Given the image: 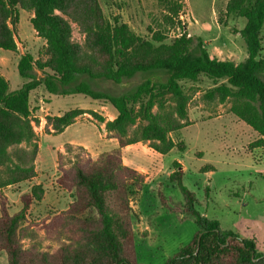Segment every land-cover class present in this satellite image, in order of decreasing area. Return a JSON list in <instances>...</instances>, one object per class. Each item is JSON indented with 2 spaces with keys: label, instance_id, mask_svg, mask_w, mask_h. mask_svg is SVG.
Masks as SVG:
<instances>
[{
  "label": "trees",
  "instance_id": "1",
  "mask_svg": "<svg viewBox=\"0 0 264 264\" xmlns=\"http://www.w3.org/2000/svg\"><path fill=\"white\" fill-rule=\"evenodd\" d=\"M18 10L32 13L29 22L45 42L47 59L20 55L17 71L25 82L15 92H7L8 83L0 75V251L6 254V264H142L134 248L129 202L141 195L144 176L122 164L121 150L143 143L166 155L180 148L170 136L188 125L190 97L181 82H197L200 77L219 82L203 100L221 104L229 100L230 113L258 136L252 148L264 147V0L228 1L226 12L245 20L238 34L246 58L237 64L209 57L201 41L194 49L193 39L185 34L168 44L158 37L152 39L158 45L142 40L117 19L109 23L98 0H0L1 50H17ZM72 24L84 36L82 44L72 41ZM35 69L51 74L38 79ZM136 74L143 80L119 95L96 91L86 81L76 83L84 77L119 85ZM40 85L51 95L80 94L105 101L116 112L107 121L81 109L45 117V131L57 135L89 114L104 124L107 137L118 146L95 158L77 155L67 169L58 165L55 184L73 191L74 199L66 210L38 224L46 239L65 242L51 260H41L36 251L21 246L28 231L27 212L33 202L42 200V187L32 185L21 195V209L14 214H9L1 193L36 177L38 144L33 127L38 121L31 117L29 96ZM71 149L66 145L65 152ZM172 167L167 180L183 202L172 203L160 195V203L179 222L191 220L196 232L164 264H264V252L256 251L253 240L222 230L218 221L198 212L194 193L182 182L181 166L173 162Z\"/></svg>",
  "mask_w": 264,
  "mask_h": 264
},
{
  "label": "rangeland",
  "instance_id": "2",
  "mask_svg": "<svg viewBox=\"0 0 264 264\" xmlns=\"http://www.w3.org/2000/svg\"><path fill=\"white\" fill-rule=\"evenodd\" d=\"M98 1L109 23L113 24L117 19L137 37L154 45H158L152 41L154 37L162 38L163 43L168 44L185 34L193 39L194 49H198L201 41L202 49L211 58L234 64L246 58V48L238 34L245 20L226 12L229 0ZM31 16L30 12L18 10L16 52L0 49V75L8 83V93L19 90L25 82L17 71L20 55L29 54L41 62L47 59L45 42L32 29ZM71 26L72 41L82 44L84 36L74 24ZM34 72L38 79L44 73L51 74L48 69H35ZM142 80L143 75L136 74L119 85L88 81L84 77L76 83L86 81L96 91L119 95L133 90ZM218 83L205 77H200L197 82H181L190 97L188 125L170 136L180 148H174L166 155L153 152L143 143L121 150L122 164L144 176L141 195L129 202L133 210L134 248L142 264H164L196 232L191 220L179 222L160 203V195L172 203L183 202L177 188L167 180L173 170V162L181 166L182 182L194 193L196 209L201 215L218 221L222 230L253 240L256 251L264 252V147L252 148L258 136L230 113L229 100L222 104L203 100L204 93ZM48 94L40 85L29 96L31 117L38 121L33 127L39 147L35 161L36 178L1 190L7 199L9 214H14L21 209V195L28 193L32 185L42 187L43 198L30 206L24 224L28 231L21 239L22 249L36 251L41 260H51L54 252L65 242L46 239L38 224L66 210L74 199L73 191H63L55 184L59 175L58 165L67 169L77 155L95 158L118 148L117 142L107 137L104 124L89 114L78 117L61 134L46 132V116H60L69 110L81 109L94 111L107 121L114 112L105 101L80 94ZM66 145L72 146L68 153L65 152ZM0 264H6L4 251H0Z\"/></svg>",
  "mask_w": 264,
  "mask_h": 264
},
{
  "label": "crops",
  "instance_id": "3",
  "mask_svg": "<svg viewBox=\"0 0 264 264\" xmlns=\"http://www.w3.org/2000/svg\"><path fill=\"white\" fill-rule=\"evenodd\" d=\"M48 96H53V95H51V94H48ZM50 116H54V115H50ZM115 116H116V112L114 111V112H111V116H110V118H109V120H113L114 118H115ZM77 120V119H76ZM61 134V133H60ZM53 135V134H52ZM109 140H114V139H109ZM82 148V147H81ZM38 150H39V147H38ZM60 152L61 151H59V154H60ZM99 155V154H98ZM37 159H38V154H37V157H36V161H37ZM35 171H36V169H35ZM36 174H37V171H36ZM36 178V177H35ZM34 178V179H35ZM33 179V180H34Z\"/></svg>",
  "mask_w": 264,
  "mask_h": 264
}]
</instances>
